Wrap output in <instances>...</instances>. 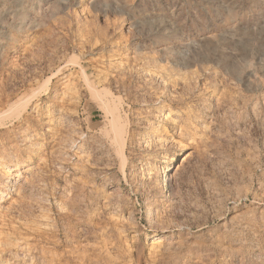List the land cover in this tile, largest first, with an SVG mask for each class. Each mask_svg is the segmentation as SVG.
Returning <instances> with one entry per match:
<instances>
[{"label": "rangeland", "instance_id": "374dc122", "mask_svg": "<svg viewBox=\"0 0 264 264\" xmlns=\"http://www.w3.org/2000/svg\"><path fill=\"white\" fill-rule=\"evenodd\" d=\"M0 264H264V0H0Z\"/></svg>", "mask_w": 264, "mask_h": 264}, {"label": "bare ground", "instance_id": "6f19581e", "mask_svg": "<svg viewBox=\"0 0 264 264\" xmlns=\"http://www.w3.org/2000/svg\"><path fill=\"white\" fill-rule=\"evenodd\" d=\"M157 131V130H156ZM28 166V162H18L16 164H11V165H6L2 167L3 173L6 177L12 175V174H16L17 175V179L20 178L22 170ZM154 236L157 235L153 234ZM19 248V246H18ZM24 251V250H23Z\"/></svg>", "mask_w": 264, "mask_h": 264}]
</instances>
